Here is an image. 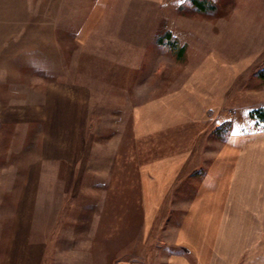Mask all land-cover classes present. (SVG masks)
<instances>
[{
  "label": "crops",
  "instance_id": "obj_1",
  "mask_svg": "<svg viewBox=\"0 0 264 264\" xmlns=\"http://www.w3.org/2000/svg\"><path fill=\"white\" fill-rule=\"evenodd\" d=\"M114 1L78 8L73 47L57 57L62 80L0 100V264H140L137 257L166 246L197 251L164 240L165 207L183 184L185 156L198 170L200 124L220 100L225 71L207 69L202 48L201 68H152V50L170 42L191 60V35L175 30L194 22L165 0ZM163 9L182 15L180 23ZM46 35L36 43L53 74L55 36ZM118 114L120 134L111 130ZM167 257L141 264H186Z\"/></svg>",
  "mask_w": 264,
  "mask_h": 264
},
{
  "label": "rangeland",
  "instance_id": "obj_2",
  "mask_svg": "<svg viewBox=\"0 0 264 264\" xmlns=\"http://www.w3.org/2000/svg\"><path fill=\"white\" fill-rule=\"evenodd\" d=\"M165 1L178 5L183 17L194 22L183 26L176 23L175 32L183 37L190 34L196 50L189 60L185 55H177L179 43L175 48L168 43L166 49L156 45L152 50V68L161 65L173 71L189 66L190 62L194 65L201 62L195 53L203 49L200 56L206 59V68L225 71V81L220 85V100L208 108L206 123L200 124L198 170L195 171L196 161L185 156L183 184L172 192L165 207L169 220L164 240L173 244L180 238L183 244H193L197 251L189 253L184 247L177 252L166 246L164 251L154 250L137 257L136 262L141 264L150 256L156 260L176 254L186 264H264V121L250 115L257 109L264 111V79L260 76L264 74V0ZM103 2L0 0V100L18 101L38 83L62 80L64 60L57 57L62 56L64 49L71 51L73 37L77 35L70 22L81 6ZM197 3L204 4L206 10L197 9ZM128 13L119 15L124 17ZM166 14L171 18L175 12L171 15V11L163 9L162 16ZM174 16L172 19L180 23L182 15ZM151 19H155L154 12ZM164 30L159 37H165ZM47 32L48 37L55 36L53 74L46 69V49L38 44L47 38ZM203 63L198 66L203 67ZM217 79L216 74L214 80ZM212 97L211 93L207 95L209 101ZM119 114L111 122V130L118 134L125 125ZM238 123L244 134L234 128ZM223 172L224 179H217ZM219 180L221 183H216ZM178 227L183 235H178ZM190 232L193 236L186 235ZM74 238H79V243L87 236Z\"/></svg>",
  "mask_w": 264,
  "mask_h": 264
},
{
  "label": "trees",
  "instance_id": "obj_3",
  "mask_svg": "<svg viewBox=\"0 0 264 264\" xmlns=\"http://www.w3.org/2000/svg\"><path fill=\"white\" fill-rule=\"evenodd\" d=\"M196 7L197 8H200V10H206V8L204 7V4H201V3H197L196 4ZM169 38H171L170 34H168ZM173 48L176 47V43L175 42H172V43H169ZM181 53L183 54L184 53V48L181 50ZM182 54H179V56L182 57ZM261 78L264 79V74L261 73ZM252 117H258L260 120H263L264 121V111L261 110V109H257L255 111H252L251 114H250Z\"/></svg>",
  "mask_w": 264,
  "mask_h": 264
}]
</instances>
